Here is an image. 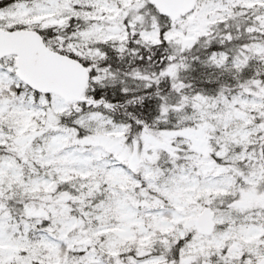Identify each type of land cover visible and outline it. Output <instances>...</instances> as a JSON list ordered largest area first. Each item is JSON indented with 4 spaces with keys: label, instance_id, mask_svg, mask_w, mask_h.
<instances>
[{
    "label": "snow or ice",
    "instance_id": "1",
    "mask_svg": "<svg viewBox=\"0 0 264 264\" xmlns=\"http://www.w3.org/2000/svg\"><path fill=\"white\" fill-rule=\"evenodd\" d=\"M0 264H264V0H0Z\"/></svg>",
    "mask_w": 264,
    "mask_h": 264
}]
</instances>
